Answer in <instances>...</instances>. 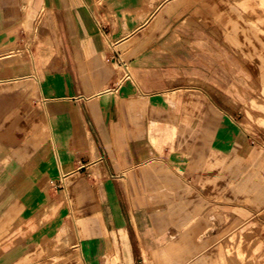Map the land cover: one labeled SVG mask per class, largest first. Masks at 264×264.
<instances>
[{
    "label": "crops",
    "instance_id": "obj_1",
    "mask_svg": "<svg viewBox=\"0 0 264 264\" xmlns=\"http://www.w3.org/2000/svg\"><path fill=\"white\" fill-rule=\"evenodd\" d=\"M233 232L264 264V0H0V264H228Z\"/></svg>",
    "mask_w": 264,
    "mask_h": 264
},
{
    "label": "rangeland",
    "instance_id": "obj_2",
    "mask_svg": "<svg viewBox=\"0 0 264 264\" xmlns=\"http://www.w3.org/2000/svg\"><path fill=\"white\" fill-rule=\"evenodd\" d=\"M252 240H245L238 232L232 233L226 240V253L228 264H256L250 256L249 244Z\"/></svg>",
    "mask_w": 264,
    "mask_h": 264
},
{
    "label": "built area",
    "instance_id": "obj_3",
    "mask_svg": "<svg viewBox=\"0 0 264 264\" xmlns=\"http://www.w3.org/2000/svg\"><path fill=\"white\" fill-rule=\"evenodd\" d=\"M65 176H63L60 180H58L57 182H55L53 184L54 187L59 188V189H63L66 187V182L64 179Z\"/></svg>",
    "mask_w": 264,
    "mask_h": 264
}]
</instances>
